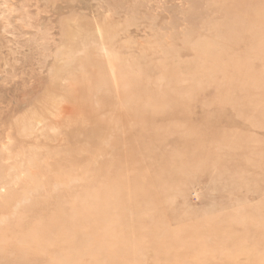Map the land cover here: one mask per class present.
Instances as JSON below:
<instances>
[{"label": "rangeland", "instance_id": "obj_1", "mask_svg": "<svg viewBox=\"0 0 264 264\" xmlns=\"http://www.w3.org/2000/svg\"><path fill=\"white\" fill-rule=\"evenodd\" d=\"M0 264H264V0H0Z\"/></svg>", "mask_w": 264, "mask_h": 264}, {"label": "bare ground", "instance_id": "obj_2", "mask_svg": "<svg viewBox=\"0 0 264 264\" xmlns=\"http://www.w3.org/2000/svg\"><path fill=\"white\" fill-rule=\"evenodd\" d=\"M40 121V120H39ZM39 122H37L36 124L38 125ZM40 124V123H39ZM41 126V125H40ZM42 127V126H41ZM37 128V127H36ZM35 129V128H34ZM54 129V128H53ZM56 131V129H54ZM58 131V130H57Z\"/></svg>", "mask_w": 264, "mask_h": 264}]
</instances>
